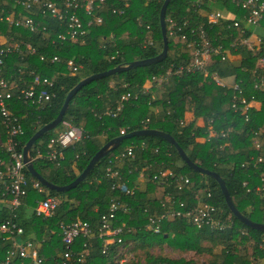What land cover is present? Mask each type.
I'll return each instance as SVG.
<instances>
[{
  "label": "trees",
  "instance_id": "obj_1",
  "mask_svg": "<svg viewBox=\"0 0 264 264\" xmlns=\"http://www.w3.org/2000/svg\"><path fill=\"white\" fill-rule=\"evenodd\" d=\"M43 1L46 0H38L33 12L38 11ZM52 1L60 3L62 0ZM123 2L106 0L94 10L102 22L88 29L83 43L60 42L56 40L54 31H49V35L44 37L21 27L0 24L6 37L14 36L36 47V53L30 56L10 53L3 57L4 76L12 80L14 73L22 69L24 73L21 76L28 81L30 71L34 70L53 81L51 91L54 96L45 108L34 109L20 100L14 102L12 112L20 118L23 126V133L19 136L20 149L40 127L57 116L67 93L81 79L161 52L159 14L164 0H130L128 7H123ZM9 6L0 0V8L7 11ZM214 9L219 10L221 16L217 22L209 23L207 15ZM23 13L27 11L23 10ZM245 13L231 0H171L165 17L179 22L188 20L193 28L202 27L214 44L227 49L225 56L213 54L205 70L176 73L180 67L190 63L192 49L187 46V39L167 35V55L160 62L96 79L78 90L69 101L63 122L83 128L88 137L66 147L64 160L57 166L35 156L38 152H45L55 129L46 132L31 147L34 168L51 183L66 185L77 177L103 144L123 135L121 129L124 134L140 129H157L170 134L192 162L217 172L224 180L233 204L243 215L253 221L264 222V197L255 190L263 184L260 174L264 172V161L256 164L254 161L258 156L264 158V150L253 145L255 137L261 141L264 139V134H255L264 126V91L253 87L257 77L264 78V67H260L258 61L264 56V20L258 27L263 31L262 43L258 49L251 50L238 43L251 29L242 19ZM81 17L85 21L91 18L84 14ZM235 21L239 22L238 26H234ZM57 23V20L50 21L53 26ZM146 25H149L148 31ZM64 28L59 26L55 31L62 32ZM149 37L152 44L145 43ZM52 38H55L54 43ZM232 43L234 45L230 46ZM40 55L45 59L41 60ZM53 55L60 58L58 63L49 61ZM69 59L82 67L76 72L67 69ZM168 71L170 74L166 76ZM159 74L165 76L160 86L151 80ZM214 75L221 80L232 77L233 82L239 81L240 95L246 101L258 102L259 108H249L247 117L240 110L235 111L232 108L233 95L238 93L226 85H217ZM157 91L160 92L156 94ZM236 105L240 107L241 103L236 100ZM188 114H192V118H188ZM147 118L149 121L145 123ZM0 131H4L1 124ZM212 131L215 134L211 135ZM221 133L225 135L221 136ZM129 145L134 146L135 158L124 162L121 172L129 179L128 187H137L132 195L112 188L116 179L109 178L105 172L109 159ZM141 169L145 181L139 183L136 178ZM166 169L187 177L189 183L180 182L181 189H178L174 177H161V172ZM154 174L159 177L153 179ZM25 175L32 179L29 172ZM47 196L57 197V208L51 216L37 215L34 210L36 201ZM168 196L175 199L170 201V206L182 212L196 206L199 201L209 202L217 209L214 218L221 228L208 224L197 227L183 214L170 221L159 218L169 207L162 206ZM112 199L124 207L119 205L111 219L112 227L120 231L104 252L105 237L99 235L101 216L108 212ZM179 201L184 203V207H179ZM13 212L16 214L14 221L23 229L21 241L30 240L37 245L41 256L46 258L44 264L54 262L53 258H63L65 246L58 234L59 222L68 223L77 218L88 222L93 233L90 238L78 237L71 246L75 252L83 249L82 243L89 244L85 261L70 259L67 264H119L114 260L124 256V264H197L192 259L152 255L146 250L144 260L136 255L138 248L164 242L174 250L206 254L209 257L202 264H264V248L259 247L264 232L249 228L236 218L228 208L217 181L190 168L175 146L158 136L124 139L115 150L98 161L85 180L68 191L43 187V192H38L29 185L26 195ZM10 214L8 205L1 203L0 221L9 218ZM151 217L157 219L158 232H154L150 225ZM9 248V239L0 236V264Z\"/></svg>",
  "mask_w": 264,
  "mask_h": 264
},
{
  "label": "built area",
  "instance_id": "obj_2",
  "mask_svg": "<svg viewBox=\"0 0 264 264\" xmlns=\"http://www.w3.org/2000/svg\"><path fill=\"white\" fill-rule=\"evenodd\" d=\"M2 1L5 5L9 4L10 8L7 11L0 8V24H4L6 27H21L27 29L29 32L40 33L44 37L49 35V31H54L56 40L60 42L83 43L85 35L88 34V29L102 22L101 16L96 15L94 10L100 8L106 0H62L60 3L46 0L41 3L36 13L33 12V8L38 3V0ZM129 1L124 0L123 7H128ZM210 1L214 2L215 0ZM231 2L245 10V16L242 19L251 28L250 33L238 43L245 45L251 50L258 49L262 43V36L256 29H258L260 22L264 20V0H231ZM23 10L27 11V13L24 14ZM81 14L87 17L91 16V18L85 21L82 19ZM220 16L221 12L214 9L207 15L208 22L215 23ZM51 20H57V25H50ZM137 21L140 23V18ZM165 22L167 35L180 37L183 40L187 39V46L192 49L190 63L186 67H180L175 71L176 73H180L183 70L192 73L205 70L213 54H220L222 58L225 56L227 49L221 44H214L202 27L193 28L189 26L188 20L179 22L172 17H165ZM238 25L239 22L235 21L234 26ZM59 26H64V31L56 32L55 28ZM146 29L147 31L149 30V25H146ZM51 41L54 43L55 38H52ZM145 43L152 44V39L149 37ZM233 45L234 43L230 44V46ZM10 53H17L21 57L30 56L36 53V47L30 42L16 39L14 36L6 37L5 33L0 32V124L4 129L3 132L0 131V204L8 205L11 209L9 218L0 221V236L8 238L10 241V248L6 251V255L1 264H44L46 258L41 256L37 245L35 246L30 240H22L19 242L23 229L14 221L16 214L13 212V209L20 205L21 198L27 193V187L30 185L37 189L38 192H43V187L45 186L35 177L32 176V179L29 180L25 175V172H28L27 163L23 158V147L21 149L19 147V136L23 133V126L20 118L12 112V109L15 106L14 102L17 100L34 109H43L50 105L51 99L54 96V93L51 91L53 81L52 78L37 73L34 70L30 71V77L27 81L21 76L24 73L22 69H18L17 73H14L13 79L11 78L12 80L7 79L4 76L3 71L5 68H3L4 63L2 61L3 57ZM40 59L44 60L45 56L40 55ZM49 61L51 63H58L60 58L57 55H53ZM258 61L259 66L264 67V56L260 57ZM66 67L76 72L82 66L76 64L72 59H69L66 62ZM169 74L170 72L168 71L165 75L167 76ZM164 79V74H159L153 76L151 80L155 85L160 86ZM213 80L217 85H225L216 75L213 76ZM253 84L256 90L264 91V78L257 77ZM230 87L238 93L233 95L232 108L235 111L240 110L247 117V111L253 107L254 101H246L240 95L242 88L239 81L233 82ZM144 90L147 89L145 88ZM236 100L241 103L240 107L236 105ZM118 107L120 108V106ZM148 121L149 119L147 118L144 122L147 123ZM120 133L124 134V130L121 129ZM210 134L215 133L212 131ZM255 134H264V126L255 132ZM224 135V133H221V136ZM85 137H88V135L83 128L64 121L62 128L55 130V134L48 139L45 152H38L35 156L36 158L43 157L47 161L59 166L65 157L64 149L69 146H74ZM253 145L257 149L264 150V139L261 141L255 137L253 139ZM134 158V146H126L109 159L105 170L109 178L116 179L112 184V188L123 190L126 195L134 194L137 187L127 186L129 179L121 172V167L124 162L133 160ZM33 160L34 158L31 157L32 162ZM254 161L255 164L262 163L264 158L263 156H258ZM115 164H118L117 167H115ZM260 176L263 184L255 187V190L261 192L264 197V172ZM158 177L157 174L152 176L153 179H157ZM161 177L164 179H173L174 177L178 189H181L182 184L187 185L189 183L187 177L175 175L168 169L161 172ZM136 181L139 183L145 181L144 171L142 169L138 171ZM243 185H246V182H243ZM207 196H210V194L207 193ZM174 200V198L168 196L162 202V206L168 205L169 207L160 214L159 218L170 221L175 216L183 214L197 227L208 224L211 227L221 228L219 221L214 218L217 209L209 202L199 201L196 206L190 207L182 212L170 206V201ZM58 204L59 200L57 197L47 196L44 199L36 201L34 210L37 215L48 217L54 213ZM119 205L123 206L112 199L108 212L101 216L102 226L99 235L100 237H105V244L103 245L104 252H107V245L113 242L114 237L120 231L119 228H113L111 225V219L114 217ZM179 207H184L182 201H179ZM149 220L154 232H158L160 226L156 221L157 219L151 217ZM58 228L60 229L58 234L61 237V242L64 244L65 249L62 253L63 258H53L54 262L50 264H67V260L70 259L72 261L84 262V255L87 254L89 244L86 242L82 243L83 249L75 252L71 249V246H73V243L78 237L86 239L92 236L93 232L90 224L77 218L68 223H64L63 221L59 222ZM52 233H54L53 230ZM259 247L264 248V239ZM118 261L120 264H123L126 261V256L115 259V262Z\"/></svg>",
  "mask_w": 264,
  "mask_h": 264
},
{
  "label": "water",
  "instance_id": "obj_3",
  "mask_svg": "<svg viewBox=\"0 0 264 264\" xmlns=\"http://www.w3.org/2000/svg\"><path fill=\"white\" fill-rule=\"evenodd\" d=\"M171 0H164L160 14H159V24H160V31L162 36V50L159 54H157L154 57L146 58V59H140L131 61L128 64H119L115 67L108 69L106 71L96 73L89 75L87 77H84L81 79L66 95L64 102L62 104L61 109L59 110L57 116L50 121L47 124H44L42 127H40L25 143L23 146V158L24 161L27 163V170L30 173L31 176L35 177L42 185H44L46 188L56 191H68L74 187H76L80 182L85 180L88 175L90 174L91 170L94 168V166L98 163L100 159L105 157L108 153L115 150L120 143L127 138H131L134 136H144V135H150V136H158L166 141H168L170 144L175 146L176 150L178 151L180 157L186 164L192 168L193 170L199 171L201 173L207 174L212 176L218 183L222 194L224 195L226 204L228 208L230 209L231 213L238 218L244 225H246L249 228L264 232V222H256L248 218L247 216L243 215L233 204V201L231 199V196L227 190V187L225 185L224 180L220 177V175L217 172L210 171L208 169H205L196 163L192 162L186 153L183 151V149L176 143L174 138L163 131L157 130V129H140L131 131L127 134L120 135L118 137L112 138L105 144H103L90 158L84 169L77 175V177L71 181L70 183L66 185H56L54 183H51L50 181L46 180L33 166V162L31 161L30 156V150L32 145L35 143L36 140H38L43 134L46 132H49L51 130H54L59 124L63 122L64 114L68 108L69 101L73 98V96L80 90L84 85L90 83L91 81H94L96 79L109 76L115 73H120L123 71H126L132 67H138V66H144L152 63H157L163 60L168 51V37L166 32V22H165V15H166V8Z\"/></svg>",
  "mask_w": 264,
  "mask_h": 264
},
{
  "label": "rangeland",
  "instance_id": "obj_4",
  "mask_svg": "<svg viewBox=\"0 0 264 264\" xmlns=\"http://www.w3.org/2000/svg\"><path fill=\"white\" fill-rule=\"evenodd\" d=\"M5 30L0 27V32H4ZM161 90V89H158ZM160 91H157L156 94H158ZM60 125H58L55 130H59ZM156 240V239H154ZM19 242H21V239L19 238ZM206 245V244H205ZM145 250L148 251L149 253H151L152 255H162L165 257H170L173 259H179V258H183L186 260L192 259L193 261H195L197 264H202L205 263V260L209 257L204 253H195L193 251H179V250H174L172 247H170L166 242H164L162 245H157V243H155V245L150 246L149 248L145 247V248H138L135 250L136 255H138V257L142 260H144L145 258ZM115 262V260H114ZM119 263V261L117 262ZM120 264V263H119ZM124 264V262H123Z\"/></svg>",
  "mask_w": 264,
  "mask_h": 264
},
{
  "label": "crops",
  "instance_id": "obj_5",
  "mask_svg": "<svg viewBox=\"0 0 264 264\" xmlns=\"http://www.w3.org/2000/svg\"><path fill=\"white\" fill-rule=\"evenodd\" d=\"M257 30V32L260 34V35H262V30L261 29H256ZM235 58V57H234ZM222 82L227 86V87H230L231 85H232V83H233V78L232 77H227V78H225V79H223L222 80ZM253 107H256V108H259V103L258 102H253ZM188 116V118H192V114H188L187 115Z\"/></svg>",
  "mask_w": 264,
  "mask_h": 264
}]
</instances>
